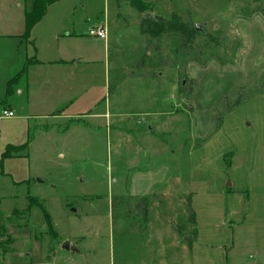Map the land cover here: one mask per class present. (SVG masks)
Here are the masks:
<instances>
[{"label": "rangeland", "instance_id": "374dc122", "mask_svg": "<svg viewBox=\"0 0 264 264\" xmlns=\"http://www.w3.org/2000/svg\"><path fill=\"white\" fill-rule=\"evenodd\" d=\"M33 1L0 0V110L25 102L6 85L31 49L92 61L78 66L74 93L84 98L67 111L83 117L31 121L29 179L12 184L16 162L0 173L4 218L28 196L42 206L28 227L7 226L13 243L0 264H143L151 250L156 264H177L165 228L191 239L192 262L264 257V0H139L142 13L127 0H58L29 38L16 37ZM146 15L198 26L191 45L142 35ZM102 26L106 41L94 35ZM55 81L56 93L67 90Z\"/></svg>", "mask_w": 264, "mask_h": 264}, {"label": "crops", "instance_id": "0c3cea01", "mask_svg": "<svg viewBox=\"0 0 264 264\" xmlns=\"http://www.w3.org/2000/svg\"><path fill=\"white\" fill-rule=\"evenodd\" d=\"M16 37H22V35H16ZM25 42L31 48L33 47V43L30 41V39ZM54 54L55 58L51 60H48V58H45L44 56H42V58L41 56L36 57V54L33 52V49H31V56L25 54L24 59L22 60L23 64L21 63L22 67L16 73H20V76L11 85L10 93L13 95L16 94V96L24 95L26 100L25 102H22L16 107H14V104L13 107L11 105H5L0 110V113L2 110H8L13 113L12 118L0 119L1 147L3 143V148L0 149V156L5 151L4 149L8 146L18 148L26 145L24 149L18 148L15 154H11V157L4 159L1 164L0 173L5 174L6 176H10V174L7 173V165H9V163L11 164V162H16L17 164H20L18 166H21L20 168L22 174L19 177L14 178L11 176V182L15 185H20L21 183L26 182V180L29 179L28 173L26 171V167L28 164V155L27 153L22 152H27V148L31 143V121H34L35 124H39L43 120L56 121L64 118L83 117L84 115V108H81V111L79 113H74L75 115H68L67 111L70 107H74L81 100V98H84V96L81 94L85 91L84 89H82L81 92L79 91L77 93H74L75 86L79 83L77 77L74 74L78 72V66H81V70H85V68L89 65L92 60L85 59L84 64L78 60L73 64L74 59H72L70 62H67V60H64L59 55V50H55ZM79 58L80 57H77L76 59ZM22 78L25 80L23 86H21L20 84V80ZM57 79L66 80L67 85H69L67 86L66 91H58L56 93L55 90H57V85L55 80ZM48 94L49 96H51V98H46ZM82 106H84V104ZM161 176H163V174L159 173L158 175H153L152 177H157L161 181ZM147 225L148 222L146 224L145 231H140L146 232L148 230ZM162 227L165 228L163 224ZM170 229L171 230L165 228V232L169 233V235L175 236V246L171 248V255L168 258L169 262L179 264L178 261L180 260V258L185 257L186 261L180 262L181 264H200V260L192 262L191 257H189L191 256L190 254L192 251V247L189 248L187 243L184 241L183 237H180L178 234H176L172 228ZM145 240L148 245L151 243L149 241L148 235ZM66 243H68V245L71 244L73 247L75 245L71 241H66ZM151 253L152 250L149 251L148 257L143 258V264H156L157 261L155 252H153V255H150ZM179 255L180 258L177 257ZM257 258L258 256L248 257L249 260L254 261L253 264H264V257L260 256L258 259ZM204 261H201V264H207V262ZM37 264L42 263L39 262ZM112 264L115 263L112 262ZM222 264L229 263L228 261H225Z\"/></svg>", "mask_w": 264, "mask_h": 264}, {"label": "trees", "instance_id": "16d2710c", "mask_svg": "<svg viewBox=\"0 0 264 264\" xmlns=\"http://www.w3.org/2000/svg\"><path fill=\"white\" fill-rule=\"evenodd\" d=\"M58 0H34L32 2L31 10L29 12L24 13V28L25 32L22 37L29 38V31L37 24L42 17L45 15L47 8L54 2ZM129 1V4L131 7L136 9L137 12L142 13L145 11L147 5L142 3L139 0H127ZM193 26V25H192ZM191 25L187 26L186 24H181L178 19L175 17H170L169 19H162V18H157V19H143L142 23L140 24V33L142 35H150L152 37H160L164 34H171V33H176L179 35L181 39V44L182 46H188L191 45V42L193 40V28ZM20 76V73L17 74L14 78L8 81L7 83V94H10V87L14 83V81ZM26 146V145H25ZM25 146L18 147L19 149H24ZM18 148L15 147H6L5 151L1 154L0 156V166L2 164V161L6 158L11 157L10 151L12 150H18ZM28 206L24 210H17L14 209L10 216H7L4 218L3 214L0 212V252L3 254L7 252V248L10 244H12V240L6 233V228L8 225L19 227V226H29V217H30V211L34 206L42 208L41 204L38 203L36 200H34L32 197L28 196ZM142 220H141V226L140 230L145 231L146 230V224H147V214L148 210L147 208H144L142 210ZM189 222H194V215L191 212H189ZM45 218V224L49 229H51V224H50V218L49 216L45 213L44 214ZM194 235H196L197 231H193ZM180 237H183L184 241L187 243L188 247L190 248L192 245V241L189 238H184L182 235L181 231L178 230L176 232Z\"/></svg>", "mask_w": 264, "mask_h": 264}, {"label": "built area", "instance_id": "2783aa9c", "mask_svg": "<svg viewBox=\"0 0 264 264\" xmlns=\"http://www.w3.org/2000/svg\"><path fill=\"white\" fill-rule=\"evenodd\" d=\"M94 35L101 39V40H104L106 41V38H107V30L104 26L98 28L96 30V32L94 33ZM13 117V113L11 111H8V110H2L1 113H0V119H8V118H12Z\"/></svg>", "mask_w": 264, "mask_h": 264}, {"label": "water", "instance_id": "95a60500", "mask_svg": "<svg viewBox=\"0 0 264 264\" xmlns=\"http://www.w3.org/2000/svg\"><path fill=\"white\" fill-rule=\"evenodd\" d=\"M146 19H151V17L146 15ZM195 29L197 30L198 26H195ZM62 248L65 249V250H69L70 249L71 251L76 252V249L73 246L68 245V243H66V242L63 244Z\"/></svg>", "mask_w": 264, "mask_h": 264}]
</instances>
